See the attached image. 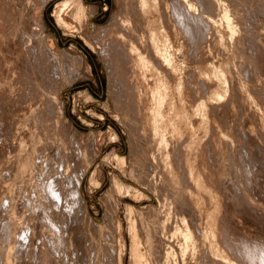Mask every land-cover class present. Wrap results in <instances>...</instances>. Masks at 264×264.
I'll return each mask as SVG.
<instances>
[{
  "label": "rangeland",
  "instance_id": "rangeland-1",
  "mask_svg": "<svg viewBox=\"0 0 264 264\" xmlns=\"http://www.w3.org/2000/svg\"><path fill=\"white\" fill-rule=\"evenodd\" d=\"M143 1L0 0V264H264V0Z\"/></svg>",
  "mask_w": 264,
  "mask_h": 264
},
{
  "label": "bare ground",
  "instance_id": "bare-ground-1",
  "mask_svg": "<svg viewBox=\"0 0 264 264\" xmlns=\"http://www.w3.org/2000/svg\"><path fill=\"white\" fill-rule=\"evenodd\" d=\"M136 1H137V0H136ZM144 1H145V0H144ZM144 1H143V3H144ZM164 1H165V0H164ZM170 1L172 2L173 14L175 13V14H177V15H182V16H184V15H185L184 12H187V9H186V8H188V11H192V10H191V9L193 8V7H192V4H189V3L186 2V3H184V4L188 5V7H185V6H184L185 8H184V7L182 8V7H181L182 5H181L180 3H178L177 0H170ZM139 2H140V1H139ZM139 2H138V3H139ZM179 2H180V1H179ZM195 2H196V1H195ZM126 3H127V2H126ZM131 3H132V2H131ZM134 3H135V2H133V4H134ZM143 3H142V4H143ZM192 3H194V2H192ZM208 3H209V2H208ZM136 4H137V3H136ZM166 4H167V3H166ZM168 4H170V3H168ZM179 4H180V5H179ZM182 4H183V3H182ZM197 4H198V3H197ZM234 4H235V3H234ZM123 5H124V4H123ZM140 5H141V4H140ZM140 5H139V6H140ZM146 5H147V4H146ZM227 5H229V4H227ZM65 6H66V5H65ZM134 6H135V4H134ZM141 6H142V5H141ZM147 6H149V3H148ZM160 6H161V5H160ZM169 6H170V5H169ZM205 6H206V5H205ZM137 7H138V6H137ZM142 7L144 8V6H142ZM194 7H195V6H194ZM217 7H218V6H217ZM134 8H135V7H134ZM160 8H161V7H160ZM169 8H170V7H169ZM210 8H211V7H210ZM224 8H225V7H224ZM138 9H140V8H138ZM144 9H145V8H144ZM164 9H165V8H164ZM181 9H182L183 11H182ZM184 9H186V10H184ZM196 9H197V8H195V10H196ZM198 9H199V8H198ZM200 9H201V8H200ZM129 10H130V9H129ZM141 10H143V9H141ZM149 10H150V8H149ZM158 10H160V9L158 8ZM166 10H167V9H166ZM193 10H194V9H193ZM180 11H182V12H180ZM205 11H206V10H205ZM205 11H204V12H205ZM209 11H210V10H209ZM57 12H58V11H57ZM124 12H125V11H124ZM126 12H127V11H126ZM135 12H137V11H135ZM142 12H143V11H142ZM204 12H203V14H204ZM139 14H140V11H139ZM183 14H184V15H183ZM189 14H191V12H189ZM189 14H187V15L189 16ZM193 14H195L194 11H193ZM187 15H185V17H186ZM191 15H192V14H191ZM197 15H198V14H197ZM249 15H250V14H249ZM173 16L175 17V15H173ZM182 16H179V17L183 18ZM240 16H242V14H241ZM127 17H128V16H127ZM162 17H163V16H162ZM176 17H177V16H176ZM179 17H178V18H179ZM185 17H184V19H185ZM190 17H191V16H190ZM203 17H204V16L202 15V17H200V19H199V21H201L202 23H203V20H205V19H204L205 17H204V18H203ZM207 17H209V16H207ZM238 17H239V16H238ZM193 18H194V17H193ZM197 18H198V17H197ZM197 18H194V19L197 20ZM201 18H202L203 20H202ZM209 18H212V17L210 16ZM235 18H236V17H235ZM240 18H241V17H240ZM140 19H141V18H140ZM213 19H214V18H213ZM132 20H133V19H132ZM159 20H160V19H159ZM161 20H162V19H161ZM166 20H167V17H166ZM166 20H165V21H166ZM175 20H176V19H175ZM181 20H182V19H181ZM211 20H212V19H211ZM211 20L208 22L207 19H206L205 21H206L207 23H211V22H212ZM231 20H232V19H231ZM252 20H253V19H252ZM162 21H163V20H162ZM176 21H177V20H176ZM178 21H180V20H178ZM186 21H187V20H185V22H186ZM193 21H194V20H193ZM205 21H204V22H205ZM217 21H218V20H217ZM149 22H150V21H149ZM153 22H154V21H153ZM167 22H169V21H167ZM170 22H171V21H170ZM180 22H182V21H180ZM197 22H198V21H197ZM206 22H205V23H206ZM162 23H163V22H162ZM171 23H172V22H171ZM174 23H175V22H174ZM177 23H178V22H177ZM187 23H188V22H187ZM189 23H191V20H190ZM199 23H200V22H199ZM212 23H213V22H212ZM127 24H128V23H127ZM155 24H156V23H155ZM155 24H154V25H155ZM163 24H164V23H163ZM175 24H176V23H175ZM193 24H194V23H193ZM196 24L198 25V23H196ZM128 25H129V24H128ZM148 25H149V24H148ZM177 25H178V24H177ZM185 25H186V23H185ZM185 25H184V26H185ZM204 25H206V24H203V26H204ZM207 25H208V24H207ZM124 26H125V25H124ZM132 26H133V25H132ZM179 26H180V24H179ZM188 26H189V24L187 25V27H188ZM192 26H193V25H192ZM201 26H202V24H201ZM203 26H202V27H203ZM210 26H212V24H210ZM214 26H215V25H214ZM214 26H213V27H214ZM231 26H232V25H231ZM130 27H131V26H130ZM137 27H138V26H137ZM145 27H146V26H145ZM181 27H182V26H181ZM202 27L199 26L198 28H202ZM124 28H125V27H124ZM179 28H180V27H179ZM191 28H192V27H191ZM227 28H228V27H227ZM255 28H256V27H255ZM180 29H181V28H180ZM195 29H196V28H195ZM204 29H205V28L203 27V28L200 29V30L203 31ZM148 30H149V29H148ZM170 30H171V29H170ZM191 30H193V29H191ZM191 30H190V31H191ZM214 30H215V29H214ZM222 30H223V29H222ZM245 30H246V29H245ZM136 31H137V30H136ZM183 31H184V28H183ZM187 31H188V30H187ZM190 31H189V32H190ZM202 31H201V32H202ZM215 31H216V30H215ZM189 32H188V33H189ZM201 32H200V33H201ZM204 32H205V31H204ZM122 33H123V32H122ZM151 33H152V32H151ZM168 33H169V32H168ZM190 33H191V32H190ZM194 33H196V31H195ZM202 33H203V32H202ZM152 34H153V33H152ZM197 34H198V33H197ZM210 34H211V33H210ZM181 35H182V34H181ZM200 35H201V34H200ZM202 35H203V34H202ZM135 36H136V35H135ZM140 36H141V35H140ZM173 36H174V35H173ZM213 36H214V35H213ZM242 36H243V35H242ZM142 37H143V36H142ZM142 37H141V38H142ZM201 37H204V36H201ZM206 37H207V36H206ZM181 38H182V37H181ZM126 39H127V38H126ZM151 40H154V39H151ZM156 40H157V39H156ZM202 40H203V39H202ZM149 41H150V39H149ZM157 41H158V40H157ZM235 41H236V40H235ZM126 42H127V40H126ZM129 42H130V41H129ZM134 42H135V41H133V44H134ZM146 42H148V41H146ZM152 42H153V41H152ZM154 42H155V41H154ZM154 42H153V43H154ZM166 42H168V41H166ZM203 42H204V41H203ZM150 43H151V42H150ZM194 43H196V42H194ZM200 43H201V42H200ZM210 43H211V42H210ZM127 44H128V43H127ZM133 44H132V45H133ZM160 44H161V43H160ZM233 44H234V43H233ZM121 45H123V44H121ZM125 45H126V43H125ZM130 45H131V43H130ZM154 45H155V44H154ZM154 45H153V46H154ZM161 45H162V44H161ZM182 45H183V44H182ZM200 45H201V44H200ZM209 45H210V44H209ZM234 45H235V44H234ZM128 46H129V45H128ZM158 46H159V44H158ZM118 47H119V46H118ZM137 47H138V46H137ZM171 47H172V46H171ZM125 48H126V47H125ZM141 48H142V47H141ZM143 48H144V47H143ZM161 48H162V47H161ZM165 48H166V47H165ZM213 48H214V47H213ZM120 50H122V49H120ZM123 50H124V49H123ZM127 50H128V47H127ZM135 50H136V49H135ZM154 50H155V47H154ZM165 50H166V49H165ZM229 50H230V49H229ZM107 51H108V50H107ZM128 51H129V50H128ZM146 51H147V50H146ZM149 51H150V50H149ZM158 51H159V50H158ZM162 51H163V50H162ZM212 51H213V50H212ZM50 52H51V51H50ZM133 52H134V49L132 50V53H133ZM143 52H144V51H143ZM159 52H160V51H159ZM165 52H166V51H165ZM167 52H168V51H167ZM161 53H162V52H161ZM161 53H160V54H161ZM47 54H48V53H47ZM130 54H131V53H130ZM134 54H135V53H134ZM134 54H133V55H134ZM137 54H138V53H137ZM146 54H147V53H146ZM156 54H157V56H158L159 53L156 51L155 55H156ZM163 54H164V53H163ZM166 54H167V53H166ZM237 54H238V53H237ZM118 55H119V54H118ZM138 55H139V54H138ZM142 55H143V54H142ZM142 55H141V56H142ZM161 55H162V54H161ZM170 55H171V54H170ZM49 56H50V55H49ZM129 56H130V55H129ZM139 56H140V55H139ZM144 56H146V55H144ZM150 56H151V55H150ZM152 56H154V55H152ZM159 56H160V55H159ZM159 56H158V57H159ZM166 56H167V55H166ZM47 57H48V55H47ZM55 57H56V56H55ZM218 57H219V56H218ZM236 57H237V56H236ZM51 58H54L53 55H52ZM51 58H50V59H51ZM143 58H144V57H143ZM160 58H161V56H160ZM170 58H171V57H170ZM214 58H215V57H214ZM63 59H64V57H63ZM117 59H119V58H117ZM124 59H125V58H124ZM137 59H139V58H137ZM150 59H151V58H150ZM152 59L154 60L155 58L153 57ZM158 59H159V58H158ZM163 59H164V56H163ZM166 59H167V58H166ZM51 60H52V59H51ZM56 60H57V59H56ZM122 60H123V59H122ZM133 60H134V59H133ZM140 60H141V59H140ZM147 60H148V59H147ZM160 60H161V59H160ZM209 60H210V59H209ZM221 60H222V59H221ZM48 61H49V60H48ZM65 61H66V60H65ZM129 61H130V60H129ZM138 61H139V60H138ZM143 61H144V60H143ZM149 61H150V60H149ZM164 61H165V60H164ZM169 61H170V60H169ZM49 62H50V61H49ZM132 62H133V61H132ZM132 62H131V63H132ZM134 62H135V61H134ZM160 62H161V61H160ZM167 62H168V61H167ZM216 62H217V61H216ZM53 63H54V62H53ZM68 63H69V62H68ZM131 63H130V64H131ZM138 63H139V62H138ZM141 63H142V62H141ZM152 63H153V62H152ZM168 63H169V62H168ZM48 64H49V63H48ZM133 64H134V63H133ZM143 64H144V63H143ZM164 64H165V63H164ZM170 64H171V63H170ZM218 64H219V63H218ZM126 65H128V64H126ZM162 65H163V64H162ZM168 65H169V64H168ZM143 66H144V65H143ZM165 66H167V65H165ZM58 67H59V66H58ZM68 67H70V66H68ZM68 67H67V68L65 67L66 70L68 69ZM159 67H160V64H159ZM53 68H54V67H53ZM145 68H146V66H145ZM163 68H164V67H163ZM54 69H55V68H54ZM153 69H154V68H153ZM72 70H73V69H72ZM163 70H164V69H163ZM68 71H69V69H68ZM131 71H132V70H131ZM135 71H136V70H135ZM168 71H169V69H168ZM52 72H53V71H52ZM69 72H70V71H69ZM127 72H128V71H127ZM137 72H138V71H137ZM155 72H156V71H155ZM44 73H46V72H44ZM55 73L57 74V72H55ZM69 74H70V73H69ZM72 74H73V73H72ZM72 74H71V75H72ZM168 74H169V73H168ZM73 75H74V74H73ZM132 75H133V74H132ZM74 76H75V75H74ZM154 76H155V75H154ZM154 76H153V77H154ZM162 76H163V75H162ZM169 76H170V75H169ZM135 77H136V76H135ZM135 77H134V78H135ZM155 77H156V76H155ZM208 77H209V76H208ZM45 78H46V77H45ZM62 78H63V77H62ZM68 78H69V77H68ZM127 79H128V78H127ZM235 79H236V78H235ZM70 80H71V79H70ZM160 80H161V79H160ZM50 81H51V80H50ZM55 81H56V80H55ZM136 81H137V79H136ZM168 81H169V80H168ZM210 81H211V80H210ZM56 82H57V81H56ZM128 82H129V81H128ZM214 82H215V81H214ZM131 83H132V82H131ZM229 83H230V82H229ZM239 83H240V82H239ZM137 84H138V83H137ZM132 86H133V85H132ZM157 87H158V86H157ZM232 87H233V86H232ZM171 88H172V87H171ZM253 88H254V86H253ZM190 89H191V88H190ZM238 90H239V89H238ZM234 91H235V90H234ZM186 93H187V92H186ZM218 93H219V92H218ZM196 94H197V93H196ZM254 94H255V93H254ZM259 94H260V93H259ZM203 95H204V94H203ZM252 95H253V94H252ZM187 96H188V95H187ZM194 96H195V95H194ZM181 97H182V96H181ZM244 97H245V96H244ZM198 98H199V97H198ZM184 99H185V98H184ZM199 99H200V98H199ZM186 100H187V99H186ZM191 100H192V99H191ZM188 101H189V100H188ZM251 101H252V100H251ZM191 102H192V101H191ZM170 104H171V103H170ZM179 104H180V103H179ZM193 104H194V103H193ZM223 104H224V103H223ZM223 104H222V105H223ZM244 105H245V104H244ZM225 106H226V105H225ZM246 106H247V105H246ZM160 107H161V106H160ZM226 107H227V106H226ZM233 107H234V106H233ZM143 108H144V107H143ZM185 108H186V107H185ZM190 108H191V107H190ZM160 109H161V108H160ZM223 110H224V109H223ZM191 111H192V110H191ZM153 112H154V111H153ZM174 112H175V111H174ZM164 113H165V112H164ZM248 113H249V111H248ZM144 114H145V113H144ZM144 114H143V115H144ZM158 114H159V113H158ZM252 114H253V113H252ZM147 115H148V113H147ZM149 115H150V114H149ZM249 117H250V115H249ZM168 119H169V118H168ZM177 119H178V118H177ZM194 119H195V118H194ZM225 119H226V118H225ZM144 120H145V119H144ZM147 120H148V119H147ZM209 121H210V120H209ZM209 121H208V122H209ZM228 121H229V120H228ZM194 122H195V121H194ZM216 122H217V121H216ZM148 123H149V122H148ZM159 123H160V122H159ZM164 123H165V122H164ZM167 123H168V122H167ZM173 123H174V122H173ZM195 123H196V122H195ZM146 125H147V123H146ZM240 125H241V124H240ZM256 126H257V125H256ZM153 127H154V126H153ZM220 127H221V126H220ZM149 128H150V127H149ZM231 128H232V127H231ZM162 129H163V128H162ZM178 129H179V128H178ZM156 130H157V129H156ZM212 130H213V129H212ZM214 130H215V129H214ZM189 131H190V130H189ZM244 131H245V130H244ZM218 133H219V132H218ZM242 133H243V132H242ZM154 134H155V133H154ZM169 134H170V133H169ZM243 135H244V134H243ZM262 135H263V134H262ZM163 136H164V134H163ZM172 138H173V137H172ZM178 138H179V137H178ZM181 138H182V137H181ZM198 138H199V137H198ZM182 139H183V138H182ZM183 142H184V141H183ZM183 142H182V143H183ZM176 143H177V142H176ZM236 143H237V142H236ZM161 144H162V143H161ZM183 144H184V143H183ZM166 145H167V144H166ZM175 145H176V144H175ZM201 145H202V144H201ZM180 146H181V145H180ZM170 148H171V147H170ZM259 149H260V148H259ZM192 154H193V153H192ZM207 156H208V155H207ZM177 158H178V157H177ZM188 158H189V157H188ZM253 163H254V162H253ZM153 164H154V163H153ZM253 166H254V165H253ZM255 167H256V166H255ZM197 169H198V168H197ZM186 170H187V169H186ZM253 170H254V168H253ZM187 172H188V171H187ZM196 174H197V173H196ZM248 174H249V173H248ZM249 175H250V174H249ZM262 176H263V175H262ZM171 180H172V178H171ZM180 180H181V179H180ZM254 183H255V182H254ZM176 188H177V187H176ZM182 188H183V187H182ZM193 188H194V187H193ZM196 189H197V188H196ZM251 190H252V189H251ZM78 192H80V189H79ZM188 192H189V191H188ZM198 192H199V191H198ZM189 193H190V192H189ZM80 195H81V194H80ZM180 198H181V197H180ZM195 198H196V197H195ZM192 199H193V198H192ZM199 199H200V198H199ZM205 199H206V198H205ZM207 199H208V198H207ZM178 200H179V199H178ZM193 200H194V199H193ZM187 204H188V203H187ZM188 206H189V205H188ZM195 208H196V207H195ZM191 209H192V208H191ZM195 210H196V209H195ZM198 211H199V210H198ZM199 212H200V211H199ZM173 213H174V212H173ZM168 215H169V214H168ZM173 215H174V214H173ZM184 215H185V214H184ZM193 215H194V214H193ZM207 220H208V219H207ZM200 221H201V220H200ZM166 222H167V221H166ZM193 222H194V221H193ZM5 223H6V222H5ZM184 223H185V222H184ZM188 223H189V222H188ZM200 223H201V222H200ZM6 224H7V223H6ZM8 226H9V225H8ZM185 227H186V226H185ZM3 229H4V228H3ZM198 229H199V228H198ZM187 230H188V229H187ZM191 230H192V229H191ZM202 230H203V229H202ZM188 234H189V233H188ZM196 234H197V233H196ZM19 235H20V234H19ZM177 235H178V234H177ZM194 235H195V234H194ZM198 235H199V234H198ZM192 236H193V235H192ZM180 237H181V236H180ZM183 237H184V236H183ZM201 237H202V236H201ZM181 238H182V237H181ZM203 238H204V237H203ZM190 239H191V238H190ZM185 242H186V241H185ZM183 243H184V242H183ZM214 244H215V243H214ZM218 247H219V246H218ZM227 247H228V246H227ZM169 248H170V247H169ZM18 250H19V249H18ZM163 250H164V249H163ZM186 250H187V249H186ZM229 250H230V249H229ZM244 250H245V249H244ZM246 250H247V249H246ZM261 250H262V249H261ZM233 252H234V251H233ZM233 252H232V253H233ZM155 253H156V252H155ZM247 253H248V252H247ZM189 254H190V253H189ZM210 254H211V253H210ZM242 254H243V253H242ZM200 256H201V255H200ZM228 256H229V255H228ZM243 256H244V255H243ZM244 257H245V256H244ZM247 257H248V256H247ZM230 259H231V258H230ZM204 260H205V259H204ZM228 260H229V259H228ZM245 260H247V259H244V261H245ZM215 261H216V260H215ZM217 261H218V260H217ZM161 262H162V261H161ZM232 262H233V261H232ZM245 262H246V261H245ZM247 262H248V261H247ZM249 262H250V261H249ZM214 263H215V262H214ZM214 263H213V264H214ZM223 263H225V262H223ZM200 264H201V263H200ZM232 264H233V263H232ZM246 264H249V263H246ZM251 264H252V263H251ZM256 264H257V263H256Z\"/></svg>",
  "mask_w": 264,
  "mask_h": 264
}]
</instances>
